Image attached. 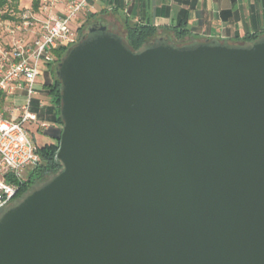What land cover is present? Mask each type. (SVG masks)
<instances>
[{
    "label": "water",
    "instance_id": "water-1",
    "mask_svg": "<svg viewBox=\"0 0 264 264\" xmlns=\"http://www.w3.org/2000/svg\"><path fill=\"white\" fill-rule=\"evenodd\" d=\"M90 27L56 72L63 168L1 213L0 264H264V36Z\"/></svg>",
    "mask_w": 264,
    "mask_h": 264
},
{
    "label": "built area",
    "instance_id": "built-area-1",
    "mask_svg": "<svg viewBox=\"0 0 264 264\" xmlns=\"http://www.w3.org/2000/svg\"><path fill=\"white\" fill-rule=\"evenodd\" d=\"M97 1L40 2V13L22 22L25 29L35 25L38 28L33 40L18 38L0 47V95L3 104H11L0 106V215L14 201L30 171L40 163L30 126L38 119V113L31 108L34 96L41 90L37 82L41 66L56 68L62 60L57 50H68L80 41L77 21L84 12L93 11ZM6 26L10 30L11 24Z\"/></svg>",
    "mask_w": 264,
    "mask_h": 264
},
{
    "label": "crops",
    "instance_id": "crops-1",
    "mask_svg": "<svg viewBox=\"0 0 264 264\" xmlns=\"http://www.w3.org/2000/svg\"><path fill=\"white\" fill-rule=\"evenodd\" d=\"M98 20L124 40L128 23H150L159 39L177 41L180 24L188 30L184 41H243L247 35L264 33V0H99ZM102 17V19H99ZM191 41V42H192Z\"/></svg>",
    "mask_w": 264,
    "mask_h": 264
},
{
    "label": "trees",
    "instance_id": "trees-1",
    "mask_svg": "<svg viewBox=\"0 0 264 264\" xmlns=\"http://www.w3.org/2000/svg\"><path fill=\"white\" fill-rule=\"evenodd\" d=\"M10 0H0V9L4 7L7 2ZM33 1V8L38 11L40 6V0H32ZM11 19H15L13 16L6 15ZM90 17H94L95 13H90ZM99 32L98 30L96 31ZM158 28L150 23H128L127 24V36H126V44L127 46L132 49L133 51H138L144 46H146L152 38L157 35ZM177 32V39L178 41L183 40L188 35V30L180 24V28L176 29ZM264 36L263 34H251L247 35L243 42L244 43H252L258 40L260 37ZM174 45H184L181 43H177V41H171ZM186 44V43H185ZM67 52V49L57 50V55L60 57ZM61 60V59H60ZM58 67V66H57ZM57 67L53 69L54 77L53 80L46 84V93L51 97V105L48 107L47 113L40 114V117H48L52 116L54 119L55 126L53 128L52 137L56 140L53 143L45 144L41 147L38 146V153L41 157L40 163L29 173L28 179L22 184L19 192L15 196L14 200H21L25 195L28 193L31 185L37 180H44L48 181L51 177L56 175L62 168L63 165L61 161L57 158L58 150H59V143H60V136L62 133L63 127V118L61 116V93H62V84L60 79L58 78L56 72ZM38 101H35L34 104ZM3 105V98L0 95V106ZM33 107V104H32ZM33 110V108H31ZM36 111V110H33Z\"/></svg>",
    "mask_w": 264,
    "mask_h": 264
},
{
    "label": "rangeland",
    "instance_id": "rangeland-1",
    "mask_svg": "<svg viewBox=\"0 0 264 264\" xmlns=\"http://www.w3.org/2000/svg\"><path fill=\"white\" fill-rule=\"evenodd\" d=\"M47 0H40V2L43 4ZM40 3V4H41ZM62 9V4L58 7L59 10ZM1 16H0V47H3L7 42H11L12 40L22 38L25 41H31L33 40L34 36L38 32V28L35 26H31L27 29L24 28L22 22L32 14H35L36 12L40 13L39 10L36 11L33 8V1L32 0H10L7 2V4L4 5L2 9H0ZM92 11H86L84 12L81 17L77 21V26L79 27V39L82 40V35L86 34L88 32V28L92 26V24L97 21L98 19L96 17H90V13ZM6 15L13 16L15 19H11L10 17H7ZM44 16L41 14V17ZM99 19H102L100 17ZM6 23L11 24L10 30L6 26ZM20 24V27L18 25ZM159 39V36H155L150 40L149 43H153L156 40ZM192 40H190L191 42ZM177 43L185 44L189 43V41H178ZM231 43H237V44H244L243 41L239 42H231ZM64 56V54L60 57V59ZM53 67L51 65H42L41 66V73L38 77V84L41 85V90L37 95L34 96L33 99V110H36L35 112L40 114L47 113L48 107L51 105V97L46 93V84L50 83L53 80L54 73H53ZM35 101H38L39 105L37 106V103L34 104ZM43 104L42 107H40V104ZM10 107L11 104H9V101L6 102V104H3V106ZM54 118V117H53ZM52 116L48 117H40L38 116V119L31 124V132H33L35 142L39 147L53 143L56 140L52 137V131L55 126L54 119ZM41 161V157H40ZM46 179V178H45ZM44 180H37L35 181L28 193H30L32 190L38 188L40 185L44 183ZM27 193V194H28ZM26 194V195H27ZM25 195V196H26ZM24 198V197H23ZM22 198V199H23ZM21 199V200H22ZM21 200H14L9 206H14L18 204ZM5 211V210H4Z\"/></svg>",
    "mask_w": 264,
    "mask_h": 264
},
{
    "label": "flooded vegetation",
    "instance_id": "flooded-vegetation-1",
    "mask_svg": "<svg viewBox=\"0 0 264 264\" xmlns=\"http://www.w3.org/2000/svg\"><path fill=\"white\" fill-rule=\"evenodd\" d=\"M92 25L94 26V25H98V24L93 23ZM90 28H91V27H90ZM90 28H88V32H87L86 34H83V35H82V38H87V37L90 35V32H91V31H90Z\"/></svg>",
    "mask_w": 264,
    "mask_h": 264
}]
</instances>
